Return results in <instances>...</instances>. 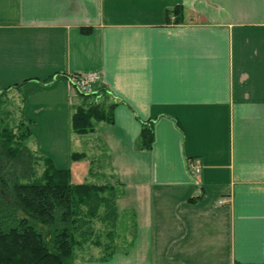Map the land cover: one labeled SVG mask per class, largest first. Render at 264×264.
<instances>
[{
  "label": "crops",
  "instance_id": "1",
  "mask_svg": "<svg viewBox=\"0 0 264 264\" xmlns=\"http://www.w3.org/2000/svg\"><path fill=\"white\" fill-rule=\"evenodd\" d=\"M83 73L99 98L72 84ZM0 92L32 151L119 186L126 242L73 264H264V0H0ZM91 100L113 121L75 133Z\"/></svg>",
  "mask_w": 264,
  "mask_h": 264
},
{
  "label": "trees",
  "instance_id": "2",
  "mask_svg": "<svg viewBox=\"0 0 264 264\" xmlns=\"http://www.w3.org/2000/svg\"><path fill=\"white\" fill-rule=\"evenodd\" d=\"M175 14L182 21V9ZM82 31L89 34L91 28ZM83 96L100 97L98 92ZM0 113V122L16 120L1 92ZM101 121H113L112 107L93 101L75 111L73 130L88 134ZM11 125L0 124V264H73L79 256L108 259L119 247V186L74 183L70 168H59L29 148L31 132L25 121ZM153 139L152 129L144 128L141 145L150 148ZM84 157L71 155L74 161ZM39 161L44 162L41 173L35 168Z\"/></svg>",
  "mask_w": 264,
  "mask_h": 264
},
{
  "label": "built area",
  "instance_id": "3",
  "mask_svg": "<svg viewBox=\"0 0 264 264\" xmlns=\"http://www.w3.org/2000/svg\"><path fill=\"white\" fill-rule=\"evenodd\" d=\"M98 73L75 74L71 77L72 84L80 94H91L94 92L95 84L101 80ZM188 167L192 175L200 179L203 170V163L199 157L189 158Z\"/></svg>",
  "mask_w": 264,
  "mask_h": 264
},
{
  "label": "rangeland",
  "instance_id": "4",
  "mask_svg": "<svg viewBox=\"0 0 264 264\" xmlns=\"http://www.w3.org/2000/svg\"><path fill=\"white\" fill-rule=\"evenodd\" d=\"M10 96V95H9ZM17 100L19 99L18 97H15ZM12 99H14L13 97H12ZM14 101H15V103H16V100L14 99ZM92 102V100L90 101V103ZM89 103V102H88ZM4 106H7L6 104H4ZM18 107L19 105L18 104H14V103H9V109L11 110V113H14V114H17L16 116H15V119L16 120H11V121H9V120H4V121H2V122H0V124L2 125H9L10 127H12V125L11 124H13L14 123V126H16V124H18L19 123V120H17V118H18V115L21 113V111L19 110V108H16V107ZM0 117H2V114L0 113ZM98 154V155H97ZM102 152H100V151H97V152H95L92 156H95L96 157V159L94 160V165L98 168V167H100L101 169H103V168H105V167H107V161L105 160V158H104V156H102ZM98 156V157H97ZM102 156V157H101ZM77 161H79V160H77ZM43 165H44V162L43 161H39L37 164H36V166H35V168H37L38 169V172L39 173H41L42 172V169H43ZM95 169V168H94ZM96 170V169H95ZM121 218H122V216H120ZM126 217H124V219H125ZM128 226H131V224L130 223H118V227H117V245L119 246L118 248L119 249H121L120 247H121V245H120V243H125L126 242V240H125V238L128 236L127 235V231L130 229V227H129V229H128ZM104 237H102V239H103ZM118 239H119V241H118ZM128 240V239H127ZM117 251H119V250H117Z\"/></svg>",
  "mask_w": 264,
  "mask_h": 264
}]
</instances>
